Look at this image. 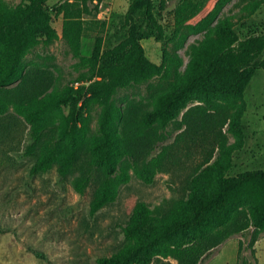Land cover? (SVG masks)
<instances>
[{
    "label": "trees",
    "instance_id": "trees-1",
    "mask_svg": "<svg viewBox=\"0 0 264 264\" xmlns=\"http://www.w3.org/2000/svg\"><path fill=\"white\" fill-rule=\"evenodd\" d=\"M94 1L61 0L51 9L49 0H22L17 5L0 0L1 156L24 142L26 126L30 140L23 154L34 157L32 174L56 169L67 177L77 172L74 183L80 193L96 186L89 201L95 214L117 200L121 184L133 177L131 169L153 182L158 164H166L171 154L164 145L149 158L165 137L160 128L178 121L182 131L174 144L188 138V147L205 146L208 156L179 197L155 208L137 202L123 226L124 243L98 257L97 263L152 264L167 259L165 264H173L174 258L176 264H205L213 250L237 235L247 237L239 242L237 264L258 262L256 243L264 234V169L230 172L235 152L245 145V92L264 67V31L252 29L264 0H251L213 27L231 0H178L171 27L156 15L155 0H131L123 22L126 34L119 43L105 47L101 31L87 48L84 36L90 25H101L102 30L107 25L97 18L103 0ZM168 1L161 0V8ZM54 13L63 17L62 34L54 25ZM239 28L249 29L243 36ZM203 31L204 39L194 46L181 73L179 50L191 34ZM148 35L162 43L161 63L146 52L142 39ZM60 37L86 68L63 86L53 83L50 71L28 68L25 61L36 45H50ZM140 85L158 89L152 109L124 110L116 93ZM97 106L101 112L93 127L91 111ZM228 132L235 136L233 142Z\"/></svg>",
    "mask_w": 264,
    "mask_h": 264
},
{
    "label": "rangeland",
    "instance_id": "rangeland-1",
    "mask_svg": "<svg viewBox=\"0 0 264 264\" xmlns=\"http://www.w3.org/2000/svg\"><path fill=\"white\" fill-rule=\"evenodd\" d=\"M6 1L17 5L22 0ZM59 1L49 0L48 5L52 9ZM250 1L231 0L212 27L223 17L238 13ZM94 2L97 3V0ZM130 2H101L97 18L106 20L107 25L103 30L101 25H90L84 36L87 48L93 47L95 37L101 31L105 47L119 43L126 34L123 22ZM177 2L170 0L163 9L161 0H155L156 15L168 27L174 24ZM90 3L94 6L92 1ZM87 19L94 18L87 15ZM254 21L256 24L252 25V29L264 31V4L255 13ZM54 25L62 34V15L54 13ZM239 29L245 36L249 28ZM205 33L191 34L179 50L184 60L181 73L191 58L194 46L204 39ZM142 42L148 56L154 62L161 63L162 43L154 35H148ZM25 61L28 68L42 67L50 71L53 83L58 86L72 82L86 70L78 64L79 58L62 37L50 45L39 43L28 52ZM156 91L157 88H149L147 85L124 87L116 93V100L124 110L136 106L146 111L152 109ZM245 98L248 105L244 116L245 145L235 152L231 174L255 168L264 169V67L259 68L253 77ZM12 109L11 106L9 111ZM100 112L99 106L91 111L93 127L97 125ZM183 113L179 119H182ZM177 122L172 121L165 128H160L165 137L149 158L157 156L164 145H168L171 154L165 160L166 164L158 162L153 182H146L131 169L133 177L129 182L121 184L117 200L95 214L90 211L89 201L96 186L84 194L80 193L74 183L77 172L67 177H62L56 169L32 174L34 157L23 154L24 143L30 140L25 126L24 142L16 144L17 148L4 150L6 156L0 154V264H98V257L110 255L117 250L125 241L123 226L136 203L144 201L155 208L165 199L179 197L183 185L187 184L197 165L208 156L209 150L205 146L188 147V138L180 141L179 145L174 144L182 131L177 128ZM227 134L229 142H233L235 136L230 132ZM213 153L218 155V149H213ZM241 239L247 241L246 236L230 237L213 250L205 264H237ZM244 253L250 255L251 251L245 249ZM256 253L259 261L253 264H264V234L256 243ZM166 260H156L152 264H165ZM170 261L173 264L177 262L174 258Z\"/></svg>",
    "mask_w": 264,
    "mask_h": 264
}]
</instances>
